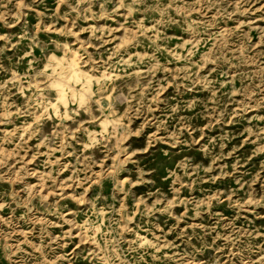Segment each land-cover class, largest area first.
I'll use <instances>...</instances> for the list:
<instances>
[{
  "label": "rangeland",
  "instance_id": "1",
  "mask_svg": "<svg viewBox=\"0 0 264 264\" xmlns=\"http://www.w3.org/2000/svg\"><path fill=\"white\" fill-rule=\"evenodd\" d=\"M0 264H264V0H0Z\"/></svg>",
  "mask_w": 264,
  "mask_h": 264
},
{
  "label": "bare ground",
  "instance_id": "2",
  "mask_svg": "<svg viewBox=\"0 0 264 264\" xmlns=\"http://www.w3.org/2000/svg\"><path fill=\"white\" fill-rule=\"evenodd\" d=\"M67 69L69 70L70 73L73 74V77L74 76H77L79 73H81V70H80V67H79V64L77 63V59L75 57V53L72 52L71 54V58L67 60ZM64 74V73H62ZM87 79V78H86ZM95 80H99V78L95 79ZM96 82V81H95ZM82 89H88V80H86L85 82H82ZM58 93H59V100L61 102H66L65 101V94H64V91H63V87L60 86L58 88ZM73 97H76L75 94H73ZM56 105V104H55ZM57 106V105H56ZM57 108V107H56Z\"/></svg>",
  "mask_w": 264,
  "mask_h": 264
}]
</instances>
